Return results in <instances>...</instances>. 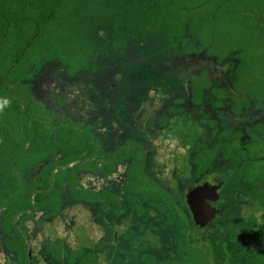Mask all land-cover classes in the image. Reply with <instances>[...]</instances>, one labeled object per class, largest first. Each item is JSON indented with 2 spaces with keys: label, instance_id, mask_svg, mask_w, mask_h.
<instances>
[{
  "label": "flooded vegetation",
  "instance_id": "af4514ba",
  "mask_svg": "<svg viewBox=\"0 0 264 264\" xmlns=\"http://www.w3.org/2000/svg\"><path fill=\"white\" fill-rule=\"evenodd\" d=\"M132 18L145 30L155 28L158 22L151 20V16ZM208 23L215 29L209 40L212 45L216 39H221L223 32L225 34L227 24L223 17H214ZM122 29V33L127 32L126 28ZM141 35L143 33L119 37L115 41L110 39L100 50L105 52V58L112 54L113 59L121 58L123 62L127 57L123 56L122 49H130L131 43L138 41ZM226 35L230 37L222 38V42L217 40V53L212 56L216 62L219 56L225 59L216 66H231L225 74L218 81L193 75L188 79L185 92L166 100L161 110H155L157 129L166 130L172 118L187 107L200 111L198 117L201 115L207 120L205 126L209 136L204 135L205 128H200L197 146L191 154L184 148H176L170 136L155 142L150 133L143 130L140 111L149 103L150 93L164 84L183 80L178 77L179 69L169 62L164 66L170 73H175L174 77H168L167 71L161 68L159 78L153 81L135 76L137 65L132 63L133 60L122 72L108 73L104 86L100 88L96 84L92 94V100L107 103L103 106L107 112L101 118L95 111L87 121L57 117L51 110L37 112L53 123L68 120L76 126L79 122L89 141L84 146L34 145V149L40 147L42 154L33 164L46 166V170H36L45 172L38 176L36 183L48 182V188L40 191V187L45 186L41 185L31 192L28 186L26 192L22 191L15 207L0 215L3 229L8 230V222L11 219L13 223V218L18 223L16 226H22L30 209L37 213L47 208L44 219L52 222L54 227L50 229L61 228L65 237V230L72 224L75 227L81 224L90 245L66 251L64 238L59 237L48 246H41L37 253L29 249L24 254V247L12 246L14 240L21 239L14 226L10 234L14 239H9L12 245L2 247L0 254L8 252L12 255L16 248H23L22 255L21 252L15 255L20 264H45V261L47 264H138L142 253L147 252L156 262L167 264L176 256L181 242L182 246L187 243L197 246L200 264L205 256L206 264H264V172L257 174L260 162H264V73L258 80H248L249 74L263 69L264 50L258 61L250 56L244 62L242 53L235 47L236 41L242 38L235 32ZM213 49L215 46L210 47ZM237 52L239 58L235 56L231 65L226 64L231 61L230 55ZM90 67L94 68L93 64L88 69ZM29 146L26 144L22 150ZM80 149L83 150L81 156L69 160L63 167H75L77 163L84 167L72 175H58L60 155L66 157L71 153L74 157ZM238 150L245 153L241 164ZM47 157L54 158L47 160ZM47 162L58 167L48 169ZM83 169L85 174L92 171L102 175L104 183L100 190L93 191L80 185L78 172ZM160 172L164 176L159 175ZM230 173L233 184L227 181ZM207 180L213 182L214 188L207 202L214 208L216 217L208 221L204 231L196 233L187 189L193 183ZM15 196L10 200L18 197ZM36 203L38 207H35ZM146 232H149L152 251L144 250L135 255L133 249ZM20 235L22 237L23 233ZM156 238L158 242H154ZM216 240L217 246L214 245ZM162 249L164 252H160ZM61 254L65 256L62 258Z\"/></svg>",
  "mask_w": 264,
  "mask_h": 264
},
{
  "label": "rangeland",
  "instance_id": "374dc122",
  "mask_svg": "<svg viewBox=\"0 0 264 264\" xmlns=\"http://www.w3.org/2000/svg\"><path fill=\"white\" fill-rule=\"evenodd\" d=\"M120 5L124 6L123 2L119 0H74L61 16L56 30L48 36H43L44 39H41L37 46L27 50L22 63L11 66L9 80L11 83H18L23 89L27 111L33 110L37 113L51 110L57 117L67 116L87 121L91 120L90 117L94 111L99 118L107 112V109L103 107L107 103L92 100V94L96 84L100 85V88L104 86L109 77L108 73L122 72L128 62L133 60L132 63L137 65L135 66V76L138 79H145V81H153L159 78L161 68L167 71L168 77H174L175 73H170L164 63L174 64L175 66L172 67L179 69L178 77L183 80L175 84H164L150 93L149 103L145 106L142 105L143 110L140 111L141 121L143 130L150 133L155 142L159 138L170 136L176 148H184L188 154H191L197 146L196 137H198L199 129L205 128L203 133L206 137L209 136L205 126L207 120L201 118V115L198 117L200 111L187 107L172 118L171 124L166 130V128L157 129L155 110H161L166 100L185 92L189 86L188 79L193 78V75L218 81L225 74L231 66H216L221 64L220 62H224L225 59L219 56L218 62H216L212 57L217 53V40L219 42L222 40L216 39L215 45H210V36L215 29L211 24L203 23L202 16H185L186 25L178 29L173 27H178L180 22L172 19L168 21L172 23L173 27L163 20L156 22L155 28L145 30L132 18L141 14L140 9L137 8L133 11L126 6V10L122 13ZM122 28H126L127 32L122 33ZM139 33H143V35L138 41L131 43L130 49H122L123 56L127 57L123 62H121V58L113 59L112 54H108L109 57L105 58V52L100 50L110 39L115 41L119 37L138 35ZM211 46H215V49L210 50ZM235 56L237 59L239 58L238 52L236 55L231 54L229 58L231 61L226 64L231 65V62L235 61ZM207 62H209V66H206ZM263 63L264 59L261 64ZM91 64L94 68L88 69ZM262 67L263 69H256L253 74H249V82L261 78L264 73V66ZM155 68L157 73H155ZM105 88L107 89V87ZM136 121L138 122V120ZM22 123L23 121L20 119L15 128L11 126V130L16 131L9 134L10 138H14L15 143L23 142L21 151L26 144H31L29 136L27 135L26 140L22 134ZM33 147L34 144H31L28 148ZM21 151L19 150V152ZM40 154L42 151L36 150L34 155H28L24 159L18 160V165L6 158L9 155H0V215L11 211L20 199V193L26 192L28 186L36 185L38 176L45 173L36 171L37 169L46 170L45 165L36 166L33 164ZM54 157L46 159L51 160ZM260 164L258 175L264 172V162H260ZM159 175L164 176L161 172ZM78 176L80 185L84 188L88 186L89 189L98 191L103 186L104 181L101 180L102 175L99 172L87 171L85 174L83 169L78 172ZM227 176V181L233 184L232 174ZM65 187H67L66 184ZM15 195L18 197L10 200ZM35 207H38V203L35 204ZM29 212V216L20 227L16 226L18 224L16 219H12L13 223L10 222V219L8 230L3 229V222L0 218V249L10 247L9 239H14V236L10 237L14 226L18 228V236L21 239L14 240L11 245L16 247L15 244H17L24 247V254L28 253L29 249H33L37 253L41 246H48L49 242L64 236L61 228L50 229L54 227L52 222L44 219L45 214H48L47 208H43L37 213L30 209ZM78 222L80 223V220ZM147 233L149 232L139 237V241L133 249L135 255L144 250L152 251V242H150ZM63 238L66 251L68 248L74 249L90 245L86 231L81 224L79 227L72 224L69 230H65ZM154 242H158V238ZM217 244L218 240L214 245L217 246ZM22 249L16 248L12 255L2 252L0 264H20L15 255L20 252L22 255ZM65 250L63 254L66 253ZM160 252H164V250L162 249ZM64 256L62 255V258ZM9 259L11 261L8 262ZM27 259L28 257L25 258V260ZM45 264H47L46 261Z\"/></svg>",
  "mask_w": 264,
  "mask_h": 264
},
{
  "label": "trees",
  "instance_id": "16d2710c",
  "mask_svg": "<svg viewBox=\"0 0 264 264\" xmlns=\"http://www.w3.org/2000/svg\"><path fill=\"white\" fill-rule=\"evenodd\" d=\"M74 0H0V98H7L10 104L0 112V155H9L6 158L11 159L18 165V160L24 159L28 155H34L40 147L28 148L21 151L23 142L15 143L14 138L9 134L16 130H11L23 121L22 134L27 140V135L31 144L44 145L46 143H60L62 145L81 144L85 145L89 140L80 123L72 125L68 120L52 122L43 115H38L35 111L25 109V94L18 83H11L9 74L11 66H17L22 63L26 57L27 50L37 46L41 39L50 35L59 25L61 16L64 14L69 4ZM123 2L120 5L121 12L124 13L127 8L135 10L140 9L139 17L151 16V20L159 21L164 19L169 25L170 21L175 19L180 22V27L186 25V17L202 16L207 24L214 17L224 18L227 24V30L222 34V38H228L226 35L235 32L242 40H237L235 47H238L242 53L243 61L247 62L248 57L253 56L256 61L264 50V0H119ZM157 17V19H155ZM251 41V45H250ZM38 43V44H37ZM32 100V99H31ZM30 100V101H31ZM28 132V133H26ZM30 144V145H31ZM19 150L21 152H19ZM69 151H65L68 153ZM47 153V152H46ZM64 154L63 152H60ZM77 156H61L60 169L58 175L74 174L80 167L77 163L75 167H63L69 160L79 158L83 150H79ZM40 158V156L38 157ZM239 163L245 159L244 151L238 150ZM49 164V167H48ZM46 167V166H45ZM57 164L47 162L48 169L57 168ZM244 170V164L241 165ZM62 182H59V186ZM45 185V186H41ZM48 182L36 183L29 186L31 192L40 187L41 190H47ZM40 191L38 194H40ZM206 249V248H205ZM201 256L196 245L187 243L182 246L179 242L176 256L167 264H200ZM205 256L203 264H206ZM138 264H164L158 263L150 257L147 252L142 253ZM227 264V263H226ZM232 264V263H230Z\"/></svg>",
  "mask_w": 264,
  "mask_h": 264
},
{
  "label": "water",
  "instance_id": "95a60500",
  "mask_svg": "<svg viewBox=\"0 0 264 264\" xmlns=\"http://www.w3.org/2000/svg\"><path fill=\"white\" fill-rule=\"evenodd\" d=\"M213 187L211 180L191 184L187 189L188 201L195 218L194 231L200 233L208 221L216 217L214 208L207 202Z\"/></svg>",
  "mask_w": 264,
  "mask_h": 264
},
{
  "label": "clouds",
  "instance_id": "9594fccd",
  "mask_svg": "<svg viewBox=\"0 0 264 264\" xmlns=\"http://www.w3.org/2000/svg\"><path fill=\"white\" fill-rule=\"evenodd\" d=\"M10 104V100L7 98H0V112L3 111V109Z\"/></svg>",
  "mask_w": 264,
  "mask_h": 264
}]
</instances>
